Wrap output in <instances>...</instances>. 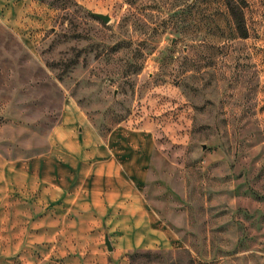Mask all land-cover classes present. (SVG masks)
<instances>
[{"label":"rangeland","instance_id":"374dc122","mask_svg":"<svg viewBox=\"0 0 264 264\" xmlns=\"http://www.w3.org/2000/svg\"><path fill=\"white\" fill-rule=\"evenodd\" d=\"M74 147L149 149L140 219ZM0 264H264V0H0Z\"/></svg>","mask_w":264,"mask_h":264},{"label":"crops","instance_id":"0c3cea01","mask_svg":"<svg viewBox=\"0 0 264 264\" xmlns=\"http://www.w3.org/2000/svg\"><path fill=\"white\" fill-rule=\"evenodd\" d=\"M71 108L70 106L69 112H71L68 114L67 121L71 119ZM78 150L74 147V150H69L67 153L69 178L64 181L62 194L64 202L68 203L69 210L80 213L87 208L88 204L97 202L93 207L97 208L99 204L105 207V211L106 207L110 211L114 207H122L126 219L131 220L134 215L138 219L142 215L140 214L142 209L135 207V204L140 203L141 200L135 195V181H140L146 171L150 157L149 149L127 147L124 153L125 164H118L113 157L108 162L96 166L94 174L89 179L86 178L84 161ZM155 230L159 235L161 234L158 228Z\"/></svg>","mask_w":264,"mask_h":264},{"label":"water","instance_id":"95a60500","mask_svg":"<svg viewBox=\"0 0 264 264\" xmlns=\"http://www.w3.org/2000/svg\"><path fill=\"white\" fill-rule=\"evenodd\" d=\"M101 17H102L105 21H108V17H107V16L101 15Z\"/></svg>","mask_w":264,"mask_h":264}]
</instances>
